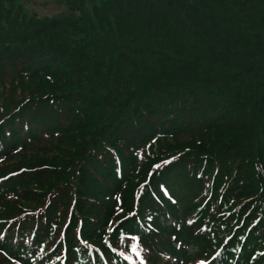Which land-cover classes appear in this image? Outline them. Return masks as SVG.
I'll list each match as a JSON object with an SVG mask.
<instances>
[{"label": "trees", "instance_id": "obj_1", "mask_svg": "<svg viewBox=\"0 0 264 264\" xmlns=\"http://www.w3.org/2000/svg\"><path fill=\"white\" fill-rule=\"evenodd\" d=\"M56 1L0 0V264H264V0Z\"/></svg>", "mask_w": 264, "mask_h": 264}, {"label": "rangeland", "instance_id": "obj_2", "mask_svg": "<svg viewBox=\"0 0 264 264\" xmlns=\"http://www.w3.org/2000/svg\"><path fill=\"white\" fill-rule=\"evenodd\" d=\"M21 1H23L24 8L26 10V13H28V14L33 12L39 16H45V15H55V14H60V13L65 12V8H64V6L61 5L60 1L59 2L56 0H21ZM198 113H199V111L197 110V114ZM156 188L157 189L159 188L158 190H160V188H161L160 183H157ZM153 197L156 200H158L155 195ZM171 222H172V220L168 218L166 224L169 225ZM167 245H168V237H164L163 246L165 247ZM176 246L177 245H175V247ZM130 251H132V249ZM151 256H152V253L150 252L148 254V258H150ZM163 258H165L164 255H163ZM135 261L139 264V258L137 256H135ZM146 264H154V263L146 261ZM156 264H159L158 261Z\"/></svg>", "mask_w": 264, "mask_h": 264}, {"label": "snow or ice", "instance_id": "obj_3", "mask_svg": "<svg viewBox=\"0 0 264 264\" xmlns=\"http://www.w3.org/2000/svg\"><path fill=\"white\" fill-rule=\"evenodd\" d=\"M132 239H136V237H133ZM118 246H119V242L117 241V244L114 245V248L118 247ZM137 247H139V245ZM127 251H128V249H125L124 252L121 253V255L124 256L125 260L131 259L130 257H128L126 255ZM132 251H133L134 256H137L139 258V264H146V259H145V257L143 255H140V253H138L136 251V249H132ZM108 260H109V264H111V257H108ZM198 264H207V260H201V261L198 262Z\"/></svg>", "mask_w": 264, "mask_h": 264}]
</instances>
